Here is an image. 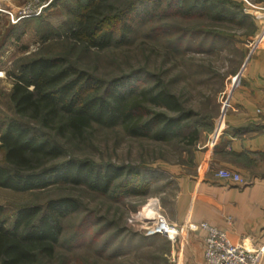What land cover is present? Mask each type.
Segmentation results:
<instances>
[{"label":"trees","instance_id":"trees-1","mask_svg":"<svg viewBox=\"0 0 264 264\" xmlns=\"http://www.w3.org/2000/svg\"><path fill=\"white\" fill-rule=\"evenodd\" d=\"M59 2L52 0L51 6L58 7ZM60 4L66 21L55 28L36 17L35 31L41 41L51 34L62 38L67 52L44 49L17 58L6 71L12 113L0 117V187L38 192L56 185L78 186L112 202L145 195L157 181L149 168L79 159L69 146L85 143L95 125L120 126L129 136L183 144L187 157L177 165H187L200 134L212 129L211 115L194 122L193 112L183 107L159 75L134 70L106 81L80 66L77 54L125 45L148 21V36L161 37L163 31L157 30L161 27L150 22L173 15L210 25L251 27V34L256 26L232 0H66ZM33 19H20L8 34L20 40ZM211 32H204V42L212 38ZM194 34L183 32L175 42L168 34L166 49L172 53L185 48L183 43L191 38L202 40ZM71 49H76L74 58ZM80 210L71 196L23 205L11 216L0 206V264H50L62 243V222ZM88 217L84 215L78 226L89 223L92 236L98 237L104 225L97 217ZM78 235L65 242L83 240Z\"/></svg>","mask_w":264,"mask_h":264},{"label":"rangeland","instance_id":"rangeland-1","mask_svg":"<svg viewBox=\"0 0 264 264\" xmlns=\"http://www.w3.org/2000/svg\"><path fill=\"white\" fill-rule=\"evenodd\" d=\"M29 1L32 0H23L14 9L13 15L18 7ZM40 1L50 3L39 15L24 18L34 19L32 27L25 29L20 40H14L8 34L12 23L10 20L6 21L7 13L0 10V46H5L2 56L0 55V71L3 72L0 77V117L10 116L12 113L8 99L11 84L6 77V71L13 67L17 58L41 53L44 49L53 53L67 52V48H64L67 45L62 38L51 34L47 41H41L35 31L36 25H39L37 21L42 18L55 28L61 26L67 17L62 12L60 3L66 0L59 2V8L51 6L52 0ZM232 1L241 5L244 13L250 16L255 25V16L264 13V0ZM36 17L39 19L35 20ZM152 22V26L161 27L157 28L163 31L161 37L148 36V21L130 36L125 45L78 53L79 65L106 81L134 70H146L159 75L180 98L183 107L193 112L191 119L194 122L209 114L213 126L220 113L222 101L243 63L252 35L251 27L244 28L236 24L210 25L201 20L185 19L177 15L150 23ZM207 31H212L213 36L204 42V32ZM183 32H195L194 35L202 40L191 38L189 43H183L185 48L182 50L169 52L166 49L168 34L175 38ZM176 40L175 38L173 42ZM69 55L76 57V49H71ZM204 133L206 131L200 134L195 147L199 145ZM69 149L79 159H89L96 163L111 162L117 165L147 167L155 174L157 181L147 194L127 197L119 202H112L78 186L56 185L38 192H20L0 187V206H4L10 216L17 207L42 203L50 197L71 196L80 203V212L62 222V243L60 242L58 253L50 264H171V244L165 237L148 233L149 225L144 218V209L148 203L154 202L161 210L162 202L171 196L173 187L168 170L186 159L187 153L183 144L129 136L120 126L95 125L85 143L71 144ZM1 157L0 152V159ZM160 212L163 214L162 210ZM86 214L89 219L97 217L99 225H104L98 237L92 236L91 226L87 227L89 223L78 226ZM163 216L167 220L164 214ZM74 233L77 236L83 235V240L75 237L74 241L65 242Z\"/></svg>","mask_w":264,"mask_h":264},{"label":"crops","instance_id":"crops-1","mask_svg":"<svg viewBox=\"0 0 264 264\" xmlns=\"http://www.w3.org/2000/svg\"><path fill=\"white\" fill-rule=\"evenodd\" d=\"M22 1L0 0L6 21L20 20L13 11ZM255 26L212 129L203 134L190 163L169 167L173 190L161 210L181 227L175 241L169 240L171 264H206L200 222L224 230L233 244L264 247V118L256 113L264 101V22ZM221 167L239 172L245 183L217 177Z\"/></svg>","mask_w":264,"mask_h":264},{"label":"built area","instance_id":"built-area-1","mask_svg":"<svg viewBox=\"0 0 264 264\" xmlns=\"http://www.w3.org/2000/svg\"><path fill=\"white\" fill-rule=\"evenodd\" d=\"M50 2L40 0H32L18 7L14 13L16 20L30 16L39 15L43 8ZM257 22H264V13L255 16ZM3 72L0 71V77ZM256 113L264 118V101L262 105L256 109ZM215 175L225 181L234 184H243L246 179L239 172L228 169L218 168ZM150 208V209H149ZM144 215L149 225L148 233L165 237L170 241H175L176 237L181 233V227L171 224L161 214L160 207L157 203L150 202L144 209ZM198 227L205 231L203 257L206 264H261L264 257V247L244 248L241 245L233 244L228 239L224 230L209 225L206 222H200Z\"/></svg>","mask_w":264,"mask_h":264},{"label":"bare ground","instance_id":"bare-ground-1","mask_svg":"<svg viewBox=\"0 0 264 264\" xmlns=\"http://www.w3.org/2000/svg\"><path fill=\"white\" fill-rule=\"evenodd\" d=\"M150 209V208H149Z\"/></svg>","mask_w":264,"mask_h":264}]
</instances>
